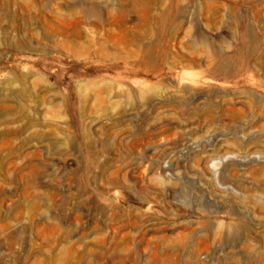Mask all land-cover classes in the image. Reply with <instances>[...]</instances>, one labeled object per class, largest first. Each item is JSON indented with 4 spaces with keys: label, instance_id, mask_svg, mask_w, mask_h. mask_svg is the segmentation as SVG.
<instances>
[{
    "label": "rangeland",
    "instance_id": "1",
    "mask_svg": "<svg viewBox=\"0 0 264 264\" xmlns=\"http://www.w3.org/2000/svg\"><path fill=\"white\" fill-rule=\"evenodd\" d=\"M264 264V0H0V264Z\"/></svg>",
    "mask_w": 264,
    "mask_h": 264
},
{
    "label": "built area",
    "instance_id": "2",
    "mask_svg": "<svg viewBox=\"0 0 264 264\" xmlns=\"http://www.w3.org/2000/svg\"><path fill=\"white\" fill-rule=\"evenodd\" d=\"M135 255L136 257L133 259V264H194L195 262L190 255H186L182 252L176 253L171 261H166L162 255H159L158 260H154L151 251L141 252L136 249Z\"/></svg>",
    "mask_w": 264,
    "mask_h": 264
}]
</instances>
